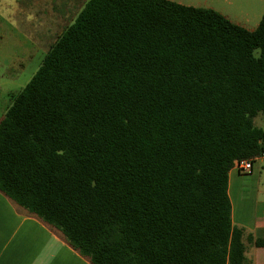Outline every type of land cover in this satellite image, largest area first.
I'll return each instance as SVG.
<instances>
[{
	"label": "trees",
	"instance_id": "16d2710c",
	"mask_svg": "<svg viewBox=\"0 0 264 264\" xmlns=\"http://www.w3.org/2000/svg\"><path fill=\"white\" fill-rule=\"evenodd\" d=\"M258 115L264 14L88 0L0 120V193L88 264H248L227 183Z\"/></svg>",
	"mask_w": 264,
	"mask_h": 264
},
{
	"label": "crops",
	"instance_id": "0c3cea01",
	"mask_svg": "<svg viewBox=\"0 0 264 264\" xmlns=\"http://www.w3.org/2000/svg\"><path fill=\"white\" fill-rule=\"evenodd\" d=\"M87 1L0 0V24H5L0 26V32L4 29L17 43L20 41L38 51L39 41L58 36ZM167 1L211 11L249 31L257 27L264 14V0ZM254 125L264 131V115H258ZM227 195L232 225L252 238V243L246 244L248 264H264V246L254 245L255 241L264 243V159L254 161L248 174L231 170ZM0 264L88 263L55 233L0 193Z\"/></svg>",
	"mask_w": 264,
	"mask_h": 264
},
{
	"label": "rangeland",
	"instance_id": "374dc122",
	"mask_svg": "<svg viewBox=\"0 0 264 264\" xmlns=\"http://www.w3.org/2000/svg\"><path fill=\"white\" fill-rule=\"evenodd\" d=\"M201 1L183 0L184 3H201ZM4 25L0 24L1 27ZM60 33L57 35L59 36ZM58 36L50 40H40L41 46L35 51L29 45L20 41L17 43L4 29L0 32V120L10 105L9 95L18 93L29 82Z\"/></svg>",
	"mask_w": 264,
	"mask_h": 264
},
{
	"label": "built area",
	"instance_id": "2783aa9c",
	"mask_svg": "<svg viewBox=\"0 0 264 264\" xmlns=\"http://www.w3.org/2000/svg\"><path fill=\"white\" fill-rule=\"evenodd\" d=\"M260 159H264V153L255 158L245 159L234 163L231 170L237 172L238 174H248L252 170L253 162Z\"/></svg>",
	"mask_w": 264,
	"mask_h": 264
}]
</instances>
